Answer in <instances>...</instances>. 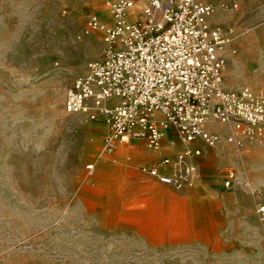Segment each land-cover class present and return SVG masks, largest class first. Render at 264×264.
Masks as SVG:
<instances>
[{
	"label": "rangeland",
	"instance_id": "1",
	"mask_svg": "<svg viewBox=\"0 0 264 264\" xmlns=\"http://www.w3.org/2000/svg\"><path fill=\"white\" fill-rule=\"evenodd\" d=\"M104 2L0 0V264H264L256 213L264 202V133L237 146L227 140L230 126L214 125L220 141L198 145L199 173L180 198L121 165L117 151L129 155V142L108 151L100 122L64 111L67 90L104 50L102 34L86 33L89 15L108 20ZM212 22L234 29L227 88L262 90L264 0H239L237 11L218 6ZM229 169L237 177L225 188ZM123 178L170 189L167 201H188L195 212L188 227L135 218L153 194L123 192Z\"/></svg>",
	"mask_w": 264,
	"mask_h": 264
},
{
	"label": "built area",
	"instance_id": "2",
	"mask_svg": "<svg viewBox=\"0 0 264 264\" xmlns=\"http://www.w3.org/2000/svg\"><path fill=\"white\" fill-rule=\"evenodd\" d=\"M139 3L105 0L107 21L88 16L86 33L102 34L104 50L74 80L63 108L100 122L108 151L119 140H138L160 152L164 139L175 137L184 147L161 159L165 172L159 164L142 165L140 171L183 190L199 173L198 145L213 148L220 141L214 125L230 126L227 140L237 146L263 135L264 88L226 86L225 54L234 29L225 30L212 18L218 6L239 10V0L218 6L209 0H149L137 11ZM236 177L229 169L223 186L232 187ZM256 213L264 231V202Z\"/></svg>",
	"mask_w": 264,
	"mask_h": 264
},
{
	"label": "crops",
	"instance_id": "3",
	"mask_svg": "<svg viewBox=\"0 0 264 264\" xmlns=\"http://www.w3.org/2000/svg\"><path fill=\"white\" fill-rule=\"evenodd\" d=\"M102 127H104L102 124H99ZM174 137L172 135L167 136L164 139L163 142V148L162 151L156 152L144 144L143 141H138V140H131L127 141L129 142L130 146L128 147L131 150V153L127 156L122 152V151H117V158L120 160H123V163H121L124 168H129L132 170H136L138 167L139 172L142 175L148 176L147 174H144L140 171V167L142 165L148 164V165H158L161 161V159L164 156H172L181 150H179V147L172 145L171 140H173ZM121 143L123 142L122 140H119ZM121 145L117 146L116 144L114 145V148L120 147ZM121 148V147H120ZM119 148V150H120ZM199 163V161H198ZM161 171L165 172L168 167L159 164ZM150 177V176H148ZM152 178V177H150ZM154 182L159 183L156 179L152 178ZM127 178H123L122 180V185L120 188H122L123 192L126 193V191H134L136 194L144 196V195H149L153 194V197L148 198V199H143L140 202L139 209H140V214L138 215V212L136 213L135 218H171L172 223L176 224V228H172L173 230H183L186 227H188L187 222L189 223V218L194 217V209L192 205L188 203V201H184L182 199H176L167 201L165 199V194L170 191L166 192L162 188H159L157 186H151V185H145L144 183H135V184H127ZM132 185V186H131ZM163 185V184H162ZM131 186V187H130ZM165 186V185H164ZM129 189H128V188ZM133 187V189H131ZM167 187V186H166ZM189 187L184 188L183 190H178L181 193H175L177 196L180 198L183 197V194L185 189L187 190ZM177 190V189H175ZM166 192V193H165ZM126 197V196H125ZM138 208V207H137ZM149 222L155 221V219H148ZM191 221V220H190Z\"/></svg>",
	"mask_w": 264,
	"mask_h": 264
},
{
	"label": "bare ground",
	"instance_id": "4",
	"mask_svg": "<svg viewBox=\"0 0 264 264\" xmlns=\"http://www.w3.org/2000/svg\"><path fill=\"white\" fill-rule=\"evenodd\" d=\"M134 18V17H133ZM252 189V188H251Z\"/></svg>",
	"mask_w": 264,
	"mask_h": 264
}]
</instances>
